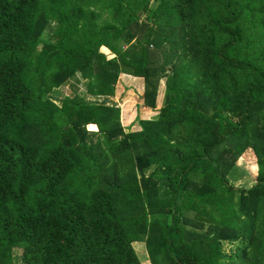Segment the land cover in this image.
Wrapping results in <instances>:
<instances>
[{
	"label": "trees",
	"instance_id": "1",
	"mask_svg": "<svg viewBox=\"0 0 264 264\" xmlns=\"http://www.w3.org/2000/svg\"><path fill=\"white\" fill-rule=\"evenodd\" d=\"M119 74L149 109L164 85L135 131ZM76 76L92 99L57 104ZM248 150L255 184L234 189ZM134 242L264 264V0H0V264H141Z\"/></svg>",
	"mask_w": 264,
	"mask_h": 264
},
{
	"label": "rangeland",
	"instance_id": "2",
	"mask_svg": "<svg viewBox=\"0 0 264 264\" xmlns=\"http://www.w3.org/2000/svg\"><path fill=\"white\" fill-rule=\"evenodd\" d=\"M48 33H44L42 36V39H47ZM100 52L103 53L107 59L113 58V54H111L107 49L100 48ZM126 75V74H125ZM130 76V75H128ZM123 76L122 74H119L118 80L115 85V92L114 95L109 98L111 103L116 104V106L120 110V122L123 126V130L125 132H129L130 130L138 129L137 124L134 123V125L131 124V121H136V119H133V116L135 118V115L137 114V118L145 119L147 115L144 114L143 110L140 107H143L141 104V93L142 91L140 88L142 87V81L141 78H134L133 76L128 77ZM163 82H160L158 94L156 97V109L151 110L146 108L147 114H153L160 106L163 99ZM53 97L55 98V102L57 104H60L59 100L62 99L64 96H73L76 95L77 98H89L92 99L90 96H88L87 89L85 87V84L82 80H79V77L76 76L75 78H71L68 80V82L65 84L64 87H61L60 90L55 91V93H52ZM127 112V114H126ZM137 112V113H136ZM142 112V113H141ZM128 116L127 119H125ZM155 116V115H154ZM148 119H151V115L147 117ZM89 130H94L92 127H87ZM97 129V128H96ZM95 129V130H96ZM257 174V166L254 159L250 157V151H246L245 155H243L236 163L235 168L232 169V171L227 176L228 184L233 187L234 189H244L247 190L254 186L255 184V177ZM133 248L136 251L137 257L141 264H161L162 257L158 256L154 261H151V256L149 254V249H152L148 247L146 248L145 243L143 242H134ZM229 246L225 245V250L229 251ZM13 257H14V263L19 262V250L16 249L13 251Z\"/></svg>",
	"mask_w": 264,
	"mask_h": 264
},
{
	"label": "crops",
	"instance_id": "3",
	"mask_svg": "<svg viewBox=\"0 0 264 264\" xmlns=\"http://www.w3.org/2000/svg\"><path fill=\"white\" fill-rule=\"evenodd\" d=\"M122 75H123V76H128V75H125V74H122ZM128 77H131V76H128ZM134 78H135V77H134ZM140 90L142 91V87L140 88ZM140 108L143 110L144 114L147 115V117L151 115V118H153L154 115H156V111H157V110H156L155 112H153V114H147V112H146V107H140ZM156 108H157V107H156ZM156 108H155V109H156ZM147 109H148V108H147ZM155 109H151V110H155ZM136 113H137V112H136ZM141 113H142V112H141ZM126 114H127V112H126ZM147 117H146L145 119H148ZM127 118H128V116H127L125 119H127ZM133 119H136V121H134V120L131 121V122H130L131 124H129V125H134L135 122H136L135 124H137V120H138V118H137V114L135 115V118H134V116H133ZM139 119H142V118H139ZM137 127H138V125H137ZM138 129H139V127H138ZM138 129H135V130H138ZM135 130H130V131H135ZM249 189H250V188H249ZM247 190H248V189H247Z\"/></svg>",
	"mask_w": 264,
	"mask_h": 264
}]
</instances>
